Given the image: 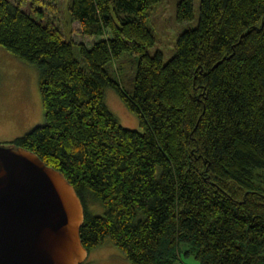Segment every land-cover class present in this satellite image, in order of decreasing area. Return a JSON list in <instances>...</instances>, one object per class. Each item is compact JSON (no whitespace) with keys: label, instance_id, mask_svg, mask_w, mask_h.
<instances>
[{"label":"trees","instance_id":"obj_1","mask_svg":"<svg viewBox=\"0 0 264 264\" xmlns=\"http://www.w3.org/2000/svg\"><path fill=\"white\" fill-rule=\"evenodd\" d=\"M23 1L0 0V44L36 64L44 121L12 141L74 184L83 245L112 241L133 264H264V0H200L166 61L149 52L159 0H66L89 44ZM175 11L192 19L194 0ZM107 86L140 128L120 123Z\"/></svg>","mask_w":264,"mask_h":264},{"label":"water","instance_id":"obj_2","mask_svg":"<svg viewBox=\"0 0 264 264\" xmlns=\"http://www.w3.org/2000/svg\"><path fill=\"white\" fill-rule=\"evenodd\" d=\"M84 203L62 170L0 141V264H83Z\"/></svg>","mask_w":264,"mask_h":264},{"label":"rangeland","instance_id":"obj_3","mask_svg":"<svg viewBox=\"0 0 264 264\" xmlns=\"http://www.w3.org/2000/svg\"><path fill=\"white\" fill-rule=\"evenodd\" d=\"M30 1H23L22 6L29 10L31 8L29 6ZM177 1L159 0L150 10L148 17V23L156 34V39L154 44L149 47V52L153 53L156 49H161L165 61L175 52V43L179 32L187 29V27L195 26L198 22L200 0H194V17L186 21L176 19ZM65 4L66 0H43L41 4L37 5L44 11L43 19L60 27L59 29L63 31L65 36L76 41H84L86 44L91 43L98 36L81 32L77 20L67 22L68 11ZM33 10L32 14L36 16ZM39 18L41 17L39 16ZM115 65L117 66L118 62ZM118 66L115 67L117 70ZM122 68L124 77H128L133 72L131 59L128 58L125 64H122ZM38 79L39 72L35 63L22 60L0 44V141L12 140L15 136L25 133L37 123L44 121V105H42ZM105 101L124 126L141 127L137 113L129 109L115 88L105 87ZM260 172H256L259 174L255 176L254 180L264 190V171ZM86 202L89 209L96 211L99 208L98 211L102 210V206H99L96 200L94 202L88 198ZM83 264L133 263L127 259L120 248L108 240L90 249ZM179 264L200 263L193 254H182Z\"/></svg>","mask_w":264,"mask_h":264},{"label":"flooded vegetation","instance_id":"obj_4","mask_svg":"<svg viewBox=\"0 0 264 264\" xmlns=\"http://www.w3.org/2000/svg\"><path fill=\"white\" fill-rule=\"evenodd\" d=\"M12 140H13V139H12ZM12 140H10V139H6L5 141H6V142H11Z\"/></svg>","mask_w":264,"mask_h":264}]
</instances>
